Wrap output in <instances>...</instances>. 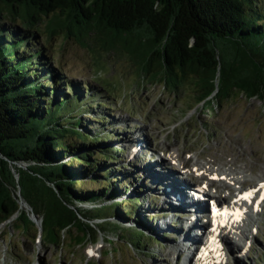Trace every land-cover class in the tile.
Wrapping results in <instances>:
<instances>
[{"label":"trees","instance_id":"obj_1","mask_svg":"<svg viewBox=\"0 0 264 264\" xmlns=\"http://www.w3.org/2000/svg\"><path fill=\"white\" fill-rule=\"evenodd\" d=\"M60 33L127 58L142 81L189 90L195 105L214 115L211 104L242 94L264 101V0H0V224L15 217L13 226L37 240L31 211L41 216L49 244L60 245L67 232L83 244L97 233L95 224L119 231L121 241L131 237L143 251L146 230L116 221L132 218L137 198L120 199L126 189L109 184L111 169L92 179L97 188L83 186L82 178L116 153L105 144L106 132L87 130L86 103L79 92L62 90L69 84L62 86L66 78L39 41ZM18 187L30 208L20 207ZM96 219L102 222L91 224Z\"/></svg>","mask_w":264,"mask_h":264},{"label":"rangeland","instance_id":"obj_2","mask_svg":"<svg viewBox=\"0 0 264 264\" xmlns=\"http://www.w3.org/2000/svg\"><path fill=\"white\" fill-rule=\"evenodd\" d=\"M39 41L47 45V53L58 66L57 72L66 78L61 81L62 86L69 84L62 90L70 94L79 92L86 103L90 112H81L83 120L89 123L87 130L106 132L105 144L116 153V158L107 161L103 170L83 177L87 182L83 186L97 188L99 182L92 179L103 180V171L111 169L109 184L122 191L126 189L120 199L137 198L132 218L116 221L122 228L146 230L149 242L144 243L141 251L131 237L121 241L119 231L97 228L93 223L102 220L96 219L91 224L98 237L103 238V246L71 241L68 232L60 245H54L43 241L42 236L36 240L19 231L13 226V217L0 224V264H188V258H194L199 247L196 243L186 248L180 246L186 231L182 224H189L190 211L182 213L178 208V212H170L163 203L168 184L162 183V179L173 176L188 184L198 182L195 180L200 177L192 165L200 162L232 173L234 183L245 180L244 187L264 179V101L242 94L222 104H211L216 109L211 115L208 106L195 105V97L189 90L179 93L164 82L142 81L136 66L127 58L86 48L74 35L45 34ZM59 89L56 92H61ZM73 163L80 166L77 159ZM184 173L186 177H182ZM216 184L213 191L217 190ZM229 192L224 188L218 191L223 195ZM171 194L176 197L174 191ZM79 204L88 209L100 206L98 202ZM127 205L131 206L130 202ZM30 216L41 225V216L31 211ZM192 217L193 234L199 233L202 216ZM255 219L256 223L247 220L243 226L246 235L227 241L229 254L224 264H264V206ZM254 224L256 229L252 228ZM75 233L78 231L74 228L72 235ZM198 237L200 240L203 235ZM91 239L93 233L86 240ZM89 247L99 255L103 250L105 255L91 256L87 253Z\"/></svg>","mask_w":264,"mask_h":264},{"label":"bare ground","instance_id":"obj_3","mask_svg":"<svg viewBox=\"0 0 264 264\" xmlns=\"http://www.w3.org/2000/svg\"><path fill=\"white\" fill-rule=\"evenodd\" d=\"M194 166L196 167V171H198L199 173L202 172V174L205 175L203 173L204 171H202L203 169H205V172L208 171L212 175V180H210L211 184H213L216 181L213 178L217 176V181L219 182V184L217 183L218 184V188H220V187H227L228 188L231 185L230 181L233 180V177L231 176L230 172H228V171L219 172L218 171L219 169L213 168V167L204 166L202 163H199V164L196 163ZM197 176L201 178L200 175H197ZM162 183H165V184L167 183L168 186L174 187V190H178L179 189L178 191L180 193L182 192L181 196L178 195V193L177 194L175 193L176 197H173L171 193L174 190H171V191L166 190L165 191L164 202L163 203L167 204L166 207L171 210L170 212H178L179 211L178 208H180L182 210V211H179V212H182V213H184L186 211H192V210H188V203L186 202L185 197H184V192L185 191H183V190L187 186L186 182L182 183V182L178 181L175 177L169 176V177L163 178L162 179ZM235 184H238V183H235ZM158 185H161V182H158ZM208 189L211 190L210 187ZM239 192H242V191H239ZM208 193H211V191H208ZM221 196L222 195H217V194L213 193L211 198H216L217 200L225 201V198L221 197ZM234 204H236V203H234ZM248 208H249V206H247V209ZM251 210L254 211L253 209H251ZM198 211H200V210L198 209ZM252 216H253V214L251 212H249V210H247L246 214H245V217H249L250 219H253ZM211 220H212V218L209 217L207 222H205L203 224V230L202 231L208 232V236H207L206 240H208L209 237L214 233V231L211 229V225H213ZM239 223L240 222H238V221H234L231 228L235 229L236 231H238L239 233H241L243 235H246L245 231L242 229V227L240 226ZM193 226L194 225L192 223H189V224L186 223V225H184V226L182 224L183 229H185L186 231L183 233L184 235L182 236L180 246L186 248V247L191 246L194 243L198 244V242L200 244H203V243L206 244V240L205 241H202V240L199 241L198 234H196L197 232L195 234H193V231H195ZM221 235H223V237H225V235H226V230L225 229H223L221 231ZM208 247L209 246L207 245L205 248H203L200 251V254H199L198 257H194V258L190 257V258H188V260H187L188 263L189 264H221L223 262V259L220 260L219 257H215L211 250H210L208 256H206V257L203 256L205 254V251H207Z\"/></svg>","mask_w":264,"mask_h":264},{"label":"water","instance_id":"obj_4","mask_svg":"<svg viewBox=\"0 0 264 264\" xmlns=\"http://www.w3.org/2000/svg\"><path fill=\"white\" fill-rule=\"evenodd\" d=\"M255 98V97H254ZM13 163V162H12ZM18 164V166H20V167H26V163H24V162H19V163H17ZM13 172H14V174H15V178H16V180L17 181H19V178H20V176H19V173L16 171V169L15 168H13ZM17 194H18V196H19V202H20V207L22 208V207H24V208H30L29 207V204H28V202L23 198V196H22V194H21V190H20V188L18 187V190H17ZM39 228H40V230H42V226L40 225L39 226ZM75 229L77 230V228L75 227ZM78 231V230H77ZM90 236H91V234H90ZM90 236H88V237H90ZM86 239H87V237H86ZM86 241H89L87 244H91L90 246H97V247H99V246H103V243H104V240H103V238H99L98 237V235L95 233V235H93V239H91V240H86ZM96 247V248H97ZM87 253L89 254V255H91V256H95V257H99V256H104L105 254H104V252H103V250H101V252H100V254L101 255H99V254H97V252H95V249L93 248V247H89V248H87Z\"/></svg>","mask_w":264,"mask_h":264}]
</instances>
